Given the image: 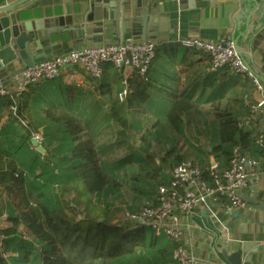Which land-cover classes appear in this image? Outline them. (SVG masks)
I'll return each instance as SVG.
<instances>
[{
    "label": "crops",
    "instance_id": "obj_1",
    "mask_svg": "<svg viewBox=\"0 0 264 264\" xmlns=\"http://www.w3.org/2000/svg\"><path fill=\"white\" fill-rule=\"evenodd\" d=\"M102 1L27 0L24 2L23 5L30 6L29 14L23 18L24 21L29 24L32 22L33 27L41 26L43 32L48 33L49 36L47 41L44 40L46 36L43 35L44 42L41 50L36 54V61L75 47L97 46L121 40L133 42L152 40L155 43V56L147 72L146 82L149 83V88L145 111L128 110L126 127H121L112 117V108L121 103L118 93L123 90L124 81L131 77L132 69H116L110 64H104L102 75L93 78L77 66L64 67L54 79L29 86L23 92L28 100L21 97L19 99L20 111L17 110L15 102L9 104V97H0V155L3 154L2 148L8 147V140L17 139L19 134L16 126H19V120L31 121V116H39L40 113L45 116L44 109L52 103L67 107L82 120L85 128L94 138L100 164L106 167L113 164L114 153L119 150L122 151L120 158L125 156L127 153L125 145L131 143L142 145L143 141L149 145H157L156 137L159 134L156 126L160 121L156 118L155 112L161 111L163 118L168 120L166 112L172 103L171 96H183L198 105L197 111L187 110L180 115L178 129H174L168 120L176 133L181 131L183 125L203 118L211 122L210 128L213 131L209 133L217 134L219 123L225 116L232 117L243 128L246 126L245 130L251 131L252 134L264 130V107L252 117V120H247L251 103L264 96V20L259 25L252 16L249 28L245 30L243 19L238 31L230 0H199L193 4H190L189 0H133L137 5L145 2V7L148 8V16L144 24L141 25L139 22L135 24L142 34L134 36L137 38L133 40L131 34L117 38L111 30H107L109 23L104 21L103 11L109 7L103 5ZM4 2L6 1L0 0V4ZM129 25L127 23V26ZM237 37H239L237 40L239 50L243 52L250 70L259 78L263 86L262 93L255 90L251 78L246 74L233 73L227 69L208 70L207 57L201 51L188 57L186 63L182 62L184 55L193 50L182 43L184 39L199 38L218 42L227 39L235 41ZM24 67H26L24 64L13 62L9 78L3 80L5 85L2 87H12L13 75ZM35 97L38 106L31 111L30 105L35 103ZM145 118L155 123L147 128L146 134H143L144 130L140 122H144ZM136 123L137 128L133 126ZM42 127H48L47 123L44 122L37 128L40 131ZM218 144L219 134L218 143L208 142L205 137H201V140L193 145V147L205 148L207 152V160H202L205 162L200 166L189 157H195L201 149H197L195 154L191 151V145H186V141L182 140L179 149L169 146L165 148L167 151L161 150V159L164 162L159 164L158 161L159 168L156 170L172 168L173 163L178 161L177 157L182 160L190 159L201 169H205L212 160L223 165L222 155L210 153L211 148ZM32 145L35 146L33 143ZM222 148L228 149L229 144H223ZM249 154L256 158L260 157L256 148ZM3 158L13 162L5 155ZM3 158L0 160V170L8 167L3 162ZM16 164L23 165L25 169L34 165L39 167L38 164L29 161L26 155L20 157ZM171 168L169 171H159L157 177L159 183L167 181ZM27 175L31 176V173L28 172ZM254 195L257 203L262 205L263 169L251 173L248 187L242 190V196L248 199L245 201L246 205L250 206H245L244 209L235 211L231 215L223 211L218 213L227 226L231 240H225L221 226L208 213L195 211L187 215V221L194 227L185 231L181 244L193 255L217 262L229 264L222 256V251L225 250L227 253L239 251L243 256L250 255L252 264L264 263V207L255 206L256 204L251 201ZM101 198L104 201L103 196L94 194L93 201L97 202ZM139 209L126 207L125 212L132 213ZM16 214L14 204L4 193L3 184L0 182V219L2 215L8 217ZM4 220L6 221L0 222V229L10 225L7 218ZM19 229L23 231L24 228L21 226ZM22 235L27 238L23 233ZM175 245L177 246L176 242ZM174 262L177 264L176 261Z\"/></svg>",
    "mask_w": 264,
    "mask_h": 264
},
{
    "label": "trees",
    "instance_id": "obj_2",
    "mask_svg": "<svg viewBox=\"0 0 264 264\" xmlns=\"http://www.w3.org/2000/svg\"><path fill=\"white\" fill-rule=\"evenodd\" d=\"M199 51L198 49L188 51L182 62L186 63L188 57ZM146 81L147 73L145 76H139L136 71L127 79L125 100H119L121 103L112 108V117L121 127L127 126L128 110L145 111L149 88ZM22 94L23 92L20 95ZM171 97L172 103L166 116L172 127L178 129L180 115L187 110L197 111L198 105L183 96ZM10 102L14 104V99L9 98V104ZM44 114L51 121L62 122L72 135L75 145L71 151V159L75 161L68 165V172L58 173L60 175L58 179L53 172L43 174L36 165L26 169L31 173L30 177L34 178V181L32 179L29 181L34 183L28 182L24 171L13 169L9 172L8 167L0 170L3 190L11 198L17 211L15 216L7 217L10 225L0 229V264H6L9 260L1 247L15 252L16 256L10 257L12 264H15L13 262L16 260L27 261L36 251L40 264H124V261L118 263V258L131 257L139 248L148 246L146 245L148 228L129 219L121 206H100L93 201L94 194L98 193L100 196L106 185L113 180V185L117 186L118 181L100 164L94 138L76 113L61 104L52 103L44 109ZM218 134L219 144L212 147L210 153L222 155L224 163L219 164L221 167L226 166L235 147L241 153H249L256 148L254 144L256 133L252 134L251 131L245 130L232 117L225 116L221 119ZM223 144H229V148L223 149ZM256 150L258 151L257 148ZM179 158L177 157L178 161L173 164L182 160ZM157 171L156 174L159 173ZM47 175L49 179L54 178L53 182L58 187L57 194L73 192L74 196L63 197L62 204L56 205L58 201V196L54 193L56 191L45 190L36 184L38 178ZM146 176L155 178L151 171L147 172ZM204 176L207 177L206 172ZM155 179L157 180V177ZM167 181L158 182V185ZM77 205H80V210ZM21 226L29 242L24 241L25 239L16 240ZM158 237L160 236L152 233L149 246L155 245ZM36 246H39V250ZM175 247V241L170 240L158 248V251L164 253L167 249L173 250Z\"/></svg>",
    "mask_w": 264,
    "mask_h": 264
},
{
    "label": "built area",
    "instance_id": "obj_3",
    "mask_svg": "<svg viewBox=\"0 0 264 264\" xmlns=\"http://www.w3.org/2000/svg\"><path fill=\"white\" fill-rule=\"evenodd\" d=\"M182 43L206 55L208 70L227 69L233 73L246 74L251 78L255 90L262 93L263 86L259 78L250 70L243 52L236 49L234 41L227 39L210 42L192 38L184 39ZM154 56L155 43L152 40H121L97 46L71 48L61 54L41 58L15 73L12 87H1L0 97L13 99L33 84L54 79L62 68L68 66H77L94 78L102 75L104 64H110L116 69L130 68L139 76H145ZM126 94L127 83L124 81V88L118 93V99L124 101ZM263 107L264 96H261L249 106L247 120H252ZM31 137L37 144L41 143L42 136L39 131L32 130ZM254 144L260 154L259 158L247 152L241 153L235 147L224 167L215 160L205 170L190 159L177 162L171 168L168 181L158 185L153 200L146 202L138 211L128 212L126 215L132 221L149 228L153 235L165 236L175 241L177 246L173 257L178 264H227L193 255L181 244V240L185 231L194 227L186 218L195 211L208 213L221 226L225 240H231L227 226L218 213L223 211L231 215L245 208L242 190L248 187L250 174L264 170V130L256 132ZM262 205L264 207V197Z\"/></svg>",
    "mask_w": 264,
    "mask_h": 264
},
{
    "label": "rangeland",
    "instance_id": "obj_4",
    "mask_svg": "<svg viewBox=\"0 0 264 264\" xmlns=\"http://www.w3.org/2000/svg\"><path fill=\"white\" fill-rule=\"evenodd\" d=\"M27 95H29V93ZM20 97L24 98L26 101L28 100L27 97H24V94L20 96L16 95L13 98L16 104V108L19 109V111L21 109L19 104ZM34 102L35 103H32L30 105L31 111L36 109L38 106L36 97L34 98ZM155 116L160 121L159 125L157 124L156 126L159 134L156 137V139L158 140L157 145H149L145 141L142 142V145L131 143L130 145H125V147H127V153L123 158H120V155L122 153L121 150L114 153L115 160L113 164L104 167L109 175L116 179L119 184L117 183V186H114L112 180L108 185H106V187L102 190V194H99L103 196L104 201L102 200V198L97 200V202H95L97 205L100 204V206H102L103 204L113 206L114 204H116L118 206H121L122 210H125L126 207L133 210L139 209L148 200L155 197L156 195L158 180H156L155 178L159 176V173L156 174L155 169L159 168L158 161L159 164H163L164 162L163 159H161V150H166L165 148H168L169 146L179 149L178 146L180 145L182 140H184L186 141V145H191V151H193L194 153L197 151V149H201L200 153H195V157L190 156L189 158L192 157L191 159L194 161V163L202 166V164L205 162L202 160H207V152L205 151V148H197L193 147V145L201 140V137H205V140H207L208 142L218 143V132L217 134H210L209 132L213 131V129L210 128L211 122L203 118H199L198 120L188 123L185 126L183 125L181 131L176 133L170 126L168 120L166 118H163V114L161 111L155 112ZM31 117V121H29V119H26L22 122L19 120V126H16L18 128L17 131L19 135L15 141L8 140V147L2 148L3 154L0 155V160L4 155L10 158L9 160H12L13 162L6 161L5 158H3V162L8 166V171L10 172L11 170L15 169L19 172H22L24 170L28 182L34 183L29 181L30 179L34 181V178H31L30 175H27L28 172L24 167H22L23 165L20 164L21 166H19L18 164H16V161L20 157L26 155V157L29 158V161L31 160L32 162L38 164V166L40 167V171L42 170L43 174L44 172H53L58 179L60 176L58 175V173L68 172V165L73 164L75 161L71 159V151L73 146L75 145L73 137L62 122H53L51 120H48L41 113L39 114V116ZM143 121L144 122H140V124L141 126H143V134H146L145 132L147 131V128L152 127L155 121H148L146 118ZM44 122L47 123L48 127H42L39 131V128L37 127L42 126ZM149 124H151V126ZM133 126L137 128V123ZM32 129L37 130L41 133L42 140L39 145L44 148V152L37 151L35 146L32 145ZM49 145L52 146L50 147ZM170 168H162L157 172L166 170L169 171ZM150 171L155 176V178L146 176V173ZM162 175L164 176V174ZM43 178H38L36 184L41 185L45 188V190H49L51 192L56 191L54 192L56 193V196H58L56 205L58 204V206H60V204H62L61 200L64 201V198L68 196H71L72 198L74 196L73 192H60L59 194H57L58 187L57 184L53 182L55 181L54 178L49 179L48 175L43 176ZM77 199L78 198H76L75 201H77ZM83 199L84 198H82V200ZM77 207L79 208L80 205H77ZM78 210H80V208ZM6 218V215H2L0 222H5L6 220L4 219ZM19 232L20 233L16 235V240L25 239L22 235V229H19ZM146 237V245L148 246L139 248V250L136 251V253L131 257L127 256L125 258H118L117 262L119 263L121 261L123 263L124 261V264L175 263V260H173V250L171 248L167 249L164 253L158 251V248L170 242L169 239L160 236L158 237V239H156L157 241L155 245L149 246L152 238V232L149 228L146 230ZM24 241L29 242V239L26 238ZM17 244L18 243H16V246ZM36 247L38 249L39 246ZM1 248L6 257H9V260H7L6 264H12V258L10 257H15V252L9 249H3V247ZM33 255L34 256H30L27 261L22 260V262H20L16 260V262L13 263L40 264L38 252H34Z\"/></svg>",
    "mask_w": 264,
    "mask_h": 264
},
{
    "label": "water",
    "instance_id": "obj_5",
    "mask_svg": "<svg viewBox=\"0 0 264 264\" xmlns=\"http://www.w3.org/2000/svg\"><path fill=\"white\" fill-rule=\"evenodd\" d=\"M27 0H11L0 4V88L5 85L3 80H8L9 71L13 62L30 66L36 63L37 52L41 50L44 40L49 41L48 33L45 34L41 26H32V22L24 21V16L29 13V7L23 5ZM199 0H189L190 4ZM103 5L109 7L103 11V19L108 22L107 30L117 38H124L126 34H131L132 39L136 40L137 35L142 31L137 29L138 22L144 24L148 16V8L143 4L137 5L132 0H103ZM231 11L237 24V30L240 31V24L244 19L245 30L249 28L250 18L253 16L257 24L261 25L264 20V0H230ZM232 22V21H231ZM127 23L130 25L127 26ZM85 30V28H83ZM51 32H49L50 34ZM241 33V32H240ZM241 35V34H240ZM141 37H138V39ZM237 37L234 41L235 47L239 50ZM31 142L36 150L44 152L41 145L37 144L34 138ZM213 162V160L211 161ZM244 201L248 199L242 196ZM255 206H261L257 203L256 195L252 198ZM250 206L249 204L246 205ZM223 258L229 264H252L250 255L243 256L241 252L234 251L227 253L222 251ZM264 264V263H256Z\"/></svg>",
    "mask_w": 264,
    "mask_h": 264
}]
</instances>
